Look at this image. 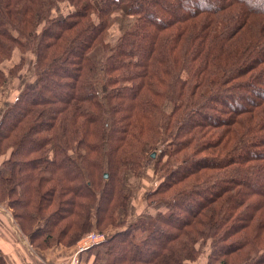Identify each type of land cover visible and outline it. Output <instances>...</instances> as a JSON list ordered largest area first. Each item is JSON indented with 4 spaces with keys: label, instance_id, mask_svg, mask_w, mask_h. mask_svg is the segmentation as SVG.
<instances>
[{
    "label": "trees",
    "instance_id": "obj_1",
    "mask_svg": "<svg viewBox=\"0 0 264 264\" xmlns=\"http://www.w3.org/2000/svg\"><path fill=\"white\" fill-rule=\"evenodd\" d=\"M25 67L0 119V204L34 248L97 234L107 264L207 246V264H264V0H0V86ZM151 167L163 210L131 223L127 176Z\"/></svg>",
    "mask_w": 264,
    "mask_h": 264
},
{
    "label": "crops",
    "instance_id": "obj_2",
    "mask_svg": "<svg viewBox=\"0 0 264 264\" xmlns=\"http://www.w3.org/2000/svg\"><path fill=\"white\" fill-rule=\"evenodd\" d=\"M67 10H69L68 7L65 4H62L55 8L54 15L61 17L63 12ZM24 73L25 75L27 74V69ZM25 75L23 74L19 78L22 81L21 84H14L19 79L13 82V92H8L5 94L6 96H3L5 100L2 101V106L0 107V119L5 109L26 83L27 77H25ZM6 97L9 98L6 99ZM4 160L5 156L0 154V169L2 168ZM153 174L154 170L152 172V169H149L143 180H141L142 183L138 184L139 190L131 201L130 215L128 217V220L131 223L145 218L144 216L151 211L146 203V196L151 189L155 188V185L153 184ZM149 177H151V179ZM155 211L156 210L153 209L152 213ZM114 232V230L109 231V235ZM102 240L103 237L95 244H98ZM54 243L53 246L47 250L34 248L14 220L11 211L5 205L0 204V250L7 264H60L64 257L74 255L78 249V246L65 248L57 244L54 245ZM90 248L81 255V264L108 263L109 256L107 254H99L97 253V249L94 248L90 250Z\"/></svg>",
    "mask_w": 264,
    "mask_h": 264
},
{
    "label": "rangeland",
    "instance_id": "obj_3",
    "mask_svg": "<svg viewBox=\"0 0 264 264\" xmlns=\"http://www.w3.org/2000/svg\"><path fill=\"white\" fill-rule=\"evenodd\" d=\"M111 36H110V42L111 43H115L116 41H117V39H118V36H119V32L117 31V28L115 27V28H113L112 30H111ZM17 54H19V53H17ZM17 54H15L14 55V57L11 59V60H8V61H6L4 64V68H6V69H8V68H11L12 66H14L15 64H17V62H20V55H17ZM30 56V55H29ZM32 59V57L30 56V60ZM94 60L96 61V63H98V64H100V63H102V61L104 60V55H102V52H98L97 54H96V56H95V58H94ZM24 75H25V73H23ZM32 75V73L30 72V70H28L27 69V74L25 75V77H27V80H28V78L30 77ZM9 80H8V82L6 83H3V85H1L0 86V107L2 106L1 104H2V101L3 100H5L4 98H3V96H6L5 94L6 93H8V92H13V88H12V85H13V82L16 80L15 78H13L12 79V77H9L8 78ZM22 83V81H21V79H19V80H17L14 84H21ZM27 83H29V80H28V82ZM16 89H19V88H16ZM17 92V91H16ZM15 94V93H14ZM7 98H9V97H6V99ZM169 108V107H168ZM150 169H152V172H153V170H154V168L153 167H151ZM161 177H162V175H159V174H153V180H154V182H153V184L155 185V187L158 185V183L160 182L159 180L161 179ZM150 179H151V177H149ZM141 180H143V179H141ZM141 180H138V179H135V178H133L132 177V175L129 173L128 174V176H127V181H130L133 185H137L138 186V184H141L142 183V181ZM2 205V204H1ZM3 205H5V204H3ZM6 206V205H5ZM151 211H150V213L149 214H147V215H145L144 217H146V218H148V217H150V216H153V215H155L156 214V212H157V210H158V212L160 211V210H163V208H159V209H156V211L154 212V213H152L153 212V209H150ZM12 214V213H11ZM88 237V236H87ZM87 237H85L82 241H84ZM82 241L81 242H79V243H77L75 246H79L81 243H82ZM55 242V241H54ZM55 244H57V245H60V246H63V247H65V248H70V247H66V246H64V245H61V244H58L57 242H55L54 243V245ZM209 253H210V250H209V247L207 246L206 248H204V250H203V252H202V254L200 255V257L198 258V260L196 261V262H193V263H191V264H207V260H208V256H209ZM73 256L74 255H71V256H68V257H64L63 259H62V261L61 262H66V261H69V260H72V258H73ZM60 262V263H61Z\"/></svg>",
    "mask_w": 264,
    "mask_h": 264
},
{
    "label": "built area",
    "instance_id": "obj_4",
    "mask_svg": "<svg viewBox=\"0 0 264 264\" xmlns=\"http://www.w3.org/2000/svg\"><path fill=\"white\" fill-rule=\"evenodd\" d=\"M102 237L97 234L88 236L82 243L78 246L76 253L74 254L72 260L61 262L60 264H81V255L86 252L91 246H93Z\"/></svg>",
    "mask_w": 264,
    "mask_h": 264
},
{
    "label": "water",
    "instance_id": "obj_5",
    "mask_svg": "<svg viewBox=\"0 0 264 264\" xmlns=\"http://www.w3.org/2000/svg\"><path fill=\"white\" fill-rule=\"evenodd\" d=\"M152 156L155 157L156 156V153H154Z\"/></svg>",
    "mask_w": 264,
    "mask_h": 264
}]
</instances>
